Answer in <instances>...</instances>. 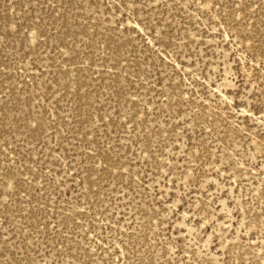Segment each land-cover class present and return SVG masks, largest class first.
<instances>
[{
    "label": "rangeland",
    "instance_id": "1",
    "mask_svg": "<svg viewBox=\"0 0 264 264\" xmlns=\"http://www.w3.org/2000/svg\"><path fill=\"white\" fill-rule=\"evenodd\" d=\"M0 264H264V0H0Z\"/></svg>",
    "mask_w": 264,
    "mask_h": 264
}]
</instances>
